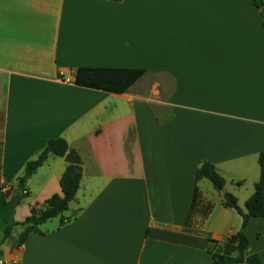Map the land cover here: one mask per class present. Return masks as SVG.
Wrapping results in <instances>:
<instances>
[{"label":"crops","instance_id":"crops-1","mask_svg":"<svg viewBox=\"0 0 264 264\" xmlns=\"http://www.w3.org/2000/svg\"><path fill=\"white\" fill-rule=\"evenodd\" d=\"M79 68L147 72L117 94L77 86ZM150 75L169 83L146 86ZM55 138L81 158L78 193L64 223L47 221L21 247L16 226L0 264H214L207 235L224 243L243 227L223 194L245 209L264 151V27L253 0H0V239L7 191ZM204 161L223 192L196 181ZM66 166L49 156L16 222L61 194ZM196 188L204 203L192 210ZM245 235L246 256L264 263V217Z\"/></svg>","mask_w":264,"mask_h":264},{"label":"trees","instance_id":"trees-1","mask_svg":"<svg viewBox=\"0 0 264 264\" xmlns=\"http://www.w3.org/2000/svg\"><path fill=\"white\" fill-rule=\"evenodd\" d=\"M253 2L262 17L264 27V0H253ZM146 72L144 69L130 68H79L76 71L75 84L81 87L124 94ZM50 155L64 158L67 163L66 170L60 180L61 194H55L42 205L32 207L30 215L22 223H18L13 217L16 207L28 197L27 181L42 167ZM258 163L260 178L255 184L253 195L245 203V209L239 206L236 196L227 192L223 194L224 207L238 212L243 218V227L241 231L230 236L224 243L217 242L207 235L210 245L209 251L212 254L214 264H264L257 255L246 256L249 240L245 235V229L251 219L264 217V151L260 153ZM82 176V162L79 154L69 148L65 139H50L38 157L27 164L23 175L18 179L16 188L13 191H7L8 196H11V220L3 231L0 246L11 236L13 229L18 225L24 227L18 238V246L21 247L31 233H41L40 226L47 221L62 217L61 220L64 223L63 215L68 211L70 203L78 193ZM195 179L197 182L202 179L209 180L219 192H223L226 186V180L220 175L216 166L209 161H204L197 169ZM24 191L27 193L25 194ZM198 201L204 203L198 188H196L192 210ZM203 208L206 210L205 218L211 212L212 205L210 203L203 204Z\"/></svg>","mask_w":264,"mask_h":264},{"label":"rangeland","instance_id":"rangeland-1","mask_svg":"<svg viewBox=\"0 0 264 264\" xmlns=\"http://www.w3.org/2000/svg\"><path fill=\"white\" fill-rule=\"evenodd\" d=\"M259 13V12H258ZM260 14V13H259ZM261 16V15H260ZM165 82L166 84L167 83H169V80L167 79V78H164V77H162V78H155V77H153L152 75H150V76H147L145 79H144V84L146 85V86H149V87H151L153 84H157L158 82ZM160 110V109H159ZM210 182V181H209ZM211 184V183H210ZM25 199H27V198H25ZM24 199V200H25ZM67 212H65V214H66ZM64 214V215H65ZM64 215H63V217H64ZM62 219V217H57V218H55L54 220H61ZM192 223V222H191ZM201 223H202V221H196L195 223H193L194 224V226L193 227H196V226H199L200 227V225H201ZM192 226V225H191ZM40 228H42V227H40ZM16 231V230H15Z\"/></svg>","mask_w":264,"mask_h":264},{"label":"built area","instance_id":"built-area-1","mask_svg":"<svg viewBox=\"0 0 264 264\" xmlns=\"http://www.w3.org/2000/svg\"><path fill=\"white\" fill-rule=\"evenodd\" d=\"M24 193L26 194V193H27V191H24Z\"/></svg>","mask_w":264,"mask_h":264},{"label":"water","instance_id":"water-1","mask_svg":"<svg viewBox=\"0 0 264 264\" xmlns=\"http://www.w3.org/2000/svg\"><path fill=\"white\" fill-rule=\"evenodd\" d=\"M238 255H239V253H238Z\"/></svg>","mask_w":264,"mask_h":264}]
</instances>
